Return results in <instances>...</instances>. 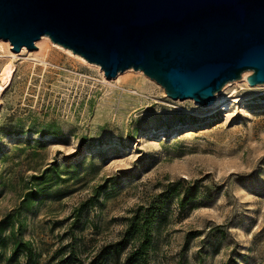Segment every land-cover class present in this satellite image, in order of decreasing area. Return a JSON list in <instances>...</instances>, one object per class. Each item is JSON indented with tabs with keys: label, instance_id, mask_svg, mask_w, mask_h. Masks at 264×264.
Segmentation results:
<instances>
[{
	"label": "rangeland",
	"instance_id": "374dc122",
	"mask_svg": "<svg viewBox=\"0 0 264 264\" xmlns=\"http://www.w3.org/2000/svg\"><path fill=\"white\" fill-rule=\"evenodd\" d=\"M5 41L4 234L18 212L15 227L42 256L72 241L91 257L156 204L145 258L131 264H264V85L229 81L219 94L229 110L203 108L169 98L140 70L106 79L53 44L21 53ZM28 188L36 195L23 207Z\"/></svg>",
	"mask_w": 264,
	"mask_h": 264
},
{
	"label": "water",
	"instance_id": "95a60500",
	"mask_svg": "<svg viewBox=\"0 0 264 264\" xmlns=\"http://www.w3.org/2000/svg\"><path fill=\"white\" fill-rule=\"evenodd\" d=\"M47 36L103 71L132 68L173 100L201 106L250 71L264 84V0H0L13 52Z\"/></svg>",
	"mask_w": 264,
	"mask_h": 264
},
{
	"label": "trees",
	"instance_id": "16d2710c",
	"mask_svg": "<svg viewBox=\"0 0 264 264\" xmlns=\"http://www.w3.org/2000/svg\"><path fill=\"white\" fill-rule=\"evenodd\" d=\"M49 171L50 167H47L39 175L33 174L30 178L31 180H42L45 177L44 173ZM35 195L36 192L33 191V188H28L22 196V206L28 207ZM155 205L152 204L146 213L136 212L128 220L120 238L114 242L103 244L91 257L89 253L92 251L86 244H82L80 248L75 246L72 241L52 252H47L46 256H42L40 248H35L31 240L22 237L20 226L15 227L13 219L18 218V212H15L14 215L8 214L6 216V219L9 220L8 232L4 234V227L0 226V264H85L86 258L89 259L86 264H131L135 260H143L149 247V229ZM7 249L8 257L6 256ZM125 249L127 252H125L123 260L120 261ZM19 255H22L23 262L20 261Z\"/></svg>",
	"mask_w": 264,
	"mask_h": 264
},
{
	"label": "bare ground",
	"instance_id": "6f19581e",
	"mask_svg": "<svg viewBox=\"0 0 264 264\" xmlns=\"http://www.w3.org/2000/svg\"><path fill=\"white\" fill-rule=\"evenodd\" d=\"M5 42L8 44V51L11 52V50H10V43H9L8 41H5ZM49 43H50V44H53V45L56 46V47H59L60 50H63V51H65V52H67L69 55L74 56L75 58H77V59L80 60L81 62H84V63L90 64L91 66L93 65V66L97 67V68L102 72V70L99 68L98 65L93 64V63H90V62H88L87 60H85L83 57H81L80 55H78V54H74L71 50L62 47L61 45H59V44H57V43H54V42L51 41L50 38L47 37V36H42V37H40V38L38 39V41H36V45H38V46L41 45V44H45L46 47H48ZM24 50H25V48H21V53H22ZM46 59H47V56H46L45 59H44V57H43V59H42L41 61H44V62H45ZM40 63H41V62H40ZM41 64H42V63H41ZM129 70H130V69H128V70H126V71H129ZM132 71H133V70H132ZM137 72H140V71H136L135 73H137ZM120 73H121V72H119V73L116 75L115 80L118 78V76L120 75ZM140 73L144 75V73H142V71H141ZM249 74H250V71H244V72L241 74V77H240L239 80H242V81H245V82H246V77H247ZM144 82H145V81H144ZM228 84H229V82H227L226 84H224L223 87L220 89V91H218V92L215 93V99H214V102H213L212 104H210V105H208V106H201V105H199V104H196V105H198L199 107H203V108H208V107H213V106H217V105H219V106H224V109H226V111L229 110L228 107H229V102H230V101H224V100H223L224 97H223V96H219V94L222 93V91H224V89H226V86H228ZM246 84H247L248 87H250V88H255V87H259V86L264 85V84H257V85L250 86L247 82H246ZM194 103H195V102H194Z\"/></svg>",
	"mask_w": 264,
	"mask_h": 264
}]
</instances>
